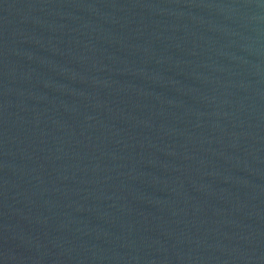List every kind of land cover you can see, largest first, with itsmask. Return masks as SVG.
Segmentation results:
<instances>
[{
    "label": "water",
    "instance_id": "obj_1",
    "mask_svg": "<svg viewBox=\"0 0 264 264\" xmlns=\"http://www.w3.org/2000/svg\"><path fill=\"white\" fill-rule=\"evenodd\" d=\"M0 264H264V0H0Z\"/></svg>",
    "mask_w": 264,
    "mask_h": 264
}]
</instances>
